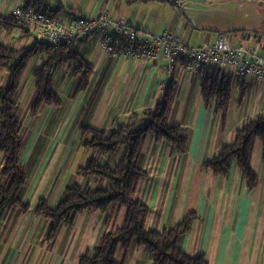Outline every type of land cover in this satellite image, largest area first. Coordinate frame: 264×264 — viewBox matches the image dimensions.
<instances>
[{
  "label": "crops",
  "instance_id": "1",
  "mask_svg": "<svg viewBox=\"0 0 264 264\" xmlns=\"http://www.w3.org/2000/svg\"><path fill=\"white\" fill-rule=\"evenodd\" d=\"M25 5L38 7L40 12L60 9L56 16L65 23L72 19L95 20L108 9L113 21L123 18L145 35L172 33L189 47L213 44L224 35L230 46L255 48L258 57L264 60V3L256 0L241 3L180 0L179 6L170 0H25ZM11 7L10 1L0 0V16L10 17ZM0 46L14 50L34 47L22 28L7 31L2 27ZM73 49L93 66V72L85 91L73 97L77 77L73 67L64 65L63 73L71 71L73 83L67 107L61 101L60 106L43 107L31 117L29 104L34 84L23 75L19 121L28 120L31 127L37 121L35 131L47 126L52 118L59 122L53 125L57 128L53 131L55 135L38 137L30 132L27 136L25 131L28 138L23 144L20 163L24 169L30 161L35 166L21 201L29 204L30 210L25 214L14 207L3 217L0 264H78L81 256L92 254L103 233L122 225L125 209H113L106 214L84 211L72 229L62 227L49 240L48 223L31 212L39 198H50L54 208L65 188L85 185L77 170L85 165L91 152L79 143L78 122L106 132L129 124L134 114L153 111L165 95L169 97L167 124L181 129L188 138V147L184 154H177L175 147L158 142L154 134L149 132L145 136L141 154L148 176L139 182L135 193V199L149 209L145 229L162 233L194 214L196 219L181 242L185 255H203L208 264H264L261 143L255 142L252 152L251 169L258 178L253 190L248 188L235 163L223 178L215 177L204 168V163L216 156L223 145L232 142L237 129L248 120L264 115V84L251 77L239 78L217 70L218 80L230 84L229 103L222 113L215 110L214 101L207 108L202 98L201 86L210 73L209 67L191 76L181 61H175L169 76L162 60L132 62L104 56L95 37L77 42ZM43 60L44 56L39 54L32 58L27 68L31 77ZM5 78L6 71L0 70V86ZM89 90L92 95L86 100L84 94ZM39 139H44L43 146L31 158L30 153L35 151ZM41 188L43 191L39 194ZM114 260L122 264H152L144 249L136 244L128 250L118 247Z\"/></svg>",
  "mask_w": 264,
  "mask_h": 264
},
{
  "label": "trees",
  "instance_id": "2",
  "mask_svg": "<svg viewBox=\"0 0 264 264\" xmlns=\"http://www.w3.org/2000/svg\"><path fill=\"white\" fill-rule=\"evenodd\" d=\"M256 1L264 3V0ZM28 8L40 12L38 7ZM59 12L60 9L52 13L43 11L48 15ZM0 27L7 31L22 28L28 34L11 17L0 16ZM37 54L43 55L44 60L33 72L34 94L29 104L31 117L36 116L43 107L62 104L53 87L55 72L60 67H73L74 76L77 77L73 97L85 91L93 72V66L73 49V45L36 46L19 50L0 46V70L6 71L5 81L0 86V224L13 207L27 210V206L21 202L27 177L20 164L23 143L19 100L26 67ZM209 69L210 73L201 86L202 98L207 108L214 101L215 110L224 113L229 103L230 84L218 80L215 68ZM168 106L169 97L165 95L153 111L134 114L129 124L106 132L93 130L85 123L80 124L79 143L91 152L85 165L77 170L85 185L65 188L54 208H50L46 200L39 199L34 213L48 222L49 240H53L62 227L72 229L76 218L84 211L106 214L110 209H125V215L122 225L114 231L103 233L92 254L81 256L78 264H122L114 260L117 248L128 250L133 244L144 249L152 264H208L203 255L189 257L181 250L183 237L196 219L194 214L162 233L147 231L145 222L149 209L135 199L138 183L145 178L142 169L144 158L140 150L147 133L154 134L158 142L175 147L177 154H184L187 150V136L179 127L167 124ZM255 142L261 143L264 157V115L248 120L237 129L232 142L223 145L216 156L204 163V168L215 177L223 178L235 163L248 188L255 189L258 178L251 169ZM91 182L96 185L92 187Z\"/></svg>",
  "mask_w": 264,
  "mask_h": 264
},
{
  "label": "built area",
  "instance_id": "3",
  "mask_svg": "<svg viewBox=\"0 0 264 264\" xmlns=\"http://www.w3.org/2000/svg\"><path fill=\"white\" fill-rule=\"evenodd\" d=\"M12 3L10 17L23 26L32 39L33 46L74 45L95 37L104 56L132 62L159 61L166 64L169 76L175 61H181L184 70L196 76L202 68L212 67L229 72L239 78H254L264 84V60L251 47L228 44L224 35L213 44L189 47L172 33L158 36L142 34L133 29L123 18L113 21L109 10L104 9L95 20L72 19L64 22L56 15L37 12L25 5V0H5ZM179 6L180 0H170ZM244 2L248 0H235Z\"/></svg>",
  "mask_w": 264,
  "mask_h": 264
},
{
  "label": "rangeland",
  "instance_id": "4",
  "mask_svg": "<svg viewBox=\"0 0 264 264\" xmlns=\"http://www.w3.org/2000/svg\"><path fill=\"white\" fill-rule=\"evenodd\" d=\"M43 12V11H42ZM30 39H31V37H30ZM31 42H32V39H31ZM31 60H32V58L30 59V61L28 62V65H27V67H26V73H24V77L25 78H29L30 79V81L32 82V85L34 84V79H33V77H31V73H29V71H27V68H28V66L30 65V62H31ZM63 67L64 66H62V67H60L56 72H55V75H54V80H53V87H54V89H55V91L57 92V95H59V97H60V99H61V101L63 102V105H64V108L65 107H67L68 106V101H69V98H68V93H69V91H71V87L73 86V83L71 82V79H72V77H71V71H69V73L68 74H65V72L63 73ZM29 74V75H28ZM22 85V84H21ZM23 86V85H22ZM92 90V89H91ZM91 90H89L88 91V93H85L84 95H86V100L88 99V98H90L91 97V95H92V93H90V91ZM77 96V95H76ZM75 97V96H74ZM90 100V99H89ZM91 102H92V100H91ZM90 101H88V105L87 106H90V103H91ZM55 112H57L56 110H55ZM59 113L60 112H64L63 110H59L58 111ZM59 121L58 120H53V118L51 119V120H49V122H48V124H47V126H45V125H43L44 127H41L40 129H38L37 131H35L34 129V127H36L37 126V124H38V122L37 121H33L31 124H33L34 125V127L32 126H29V121L27 120V121H24L22 124H21V127L23 126V128H24V130H23V128H21V138H22V143L24 144V141L26 140V138H28V137H25L26 135L27 136H29V134H30V132H34L35 133V135H38V137L39 136H41V135H55L54 133H53V131H55L57 128L56 127H54L53 125H55V124H57ZM83 125V123L82 122H78V125ZM79 128H80V126H79ZM25 131H26V135H25ZM80 132V131H79ZM24 136V137H23ZM43 141H44V139H39L38 140V143H37V147H36V149H35V151H34V149L31 151V153H30V155L31 154H33L32 155V157L31 158H34L36 155H38L39 154V152H40V149H41V147L43 146ZM143 144V143H142ZM140 152H141V150H140ZM21 153H22V151H21ZM144 158V157H143ZM27 159H29V157H27ZM143 162H144V159H143ZM22 163V162H21ZM20 163V164H21ZM1 164H2V157L0 156V167H1ZM35 166V163L33 164V166H32V161H30V162H27V164L25 165V171H26V174H27V180H28V178H30L31 177V174H32V172H33V167ZM84 166V165H83ZM82 166V167H83ZM82 167H80V168H82ZM142 169H143V171H144V173H145V178L148 176V174H147V169L144 167V165H142ZM144 178V179H145ZM144 179H142V180H140L139 182H141V181H143ZM27 182V181H26ZM59 183H60V181H59ZM58 183V184H59ZM58 184H57V187H58ZM139 184V183H138ZM44 187V186H43ZM57 187H56V189H57ZM26 188H27V186L25 185V187H24V189H23V191H22V195L21 196H23L24 195V192H25V190H26ZM137 190V189H136ZM43 191V188H41L40 189V191H39V194H41V192ZM56 191V190H55ZM136 193V192H135ZM22 198V197H21ZM39 199H43V198H39ZM38 199V200H39ZM27 200H29V199H26V201ZM38 200H37V202H38ZM43 200H45V199H43ZM47 202H48V204H49V207L50 208H53V206H51V203L52 202H50V198L48 199V200H46ZM22 202V201H21ZM37 202H36V204H37ZM22 204H24L23 202H22ZM24 205H26L27 206V210H24L23 208H20L22 211H24V213L26 214L29 210H30V206H29V204H24ZM36 206V205H35ZM18 207V206H17ZM14 208V207H13ZM35 208V207H34ZM34 208L32 209V214L35 216V217H38V216H36L35 215V213H34ZM11 210V209H10ZM111 210H113V209H110L109 210V212H111ZM87 212H91V211H87ZM8 213V212H7ZM39 219H41L42 221H44V222H46L45 220H43L42 218H40V217H38ZM48 223V222H47Z\"/></svg>",
  "mask_w": 264,
  "mask_h": 264
}]
</instances>
